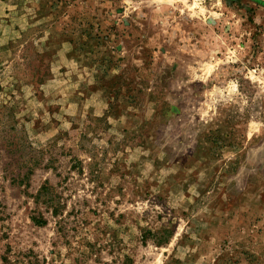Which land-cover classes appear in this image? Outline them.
<instances>
[{
  "label": "rangeland",
  "instance_id": "1",
  "mask_svg": "<svg viewBox=\"0 0 264 264\" xmlns=\"http://www.w3.org/2000/svg\"><path fill=\"white\" fill-rule=\"evenodd\" d=\"M0 264H264V0H0Z\"/></svg>",
  "mask_w": 264,
  "mask_h": 264
},
{
  "label": "trees",
  "instance_id": "2",
  "mask_svg": "<svg viewBox=\"0 0 264 264\" xmlns=\"http://www.w3.org/2000/svg\"><path fill=\"white\" fill-rule=\"evenodd\" d=\"M37 223H39V224H43L44 222L43 221H41V220H36V219H34ZM167 233H170V231H167Z\"/></svg>",
  "mask_w": 264,
  "mask_h": 264
}]
</instances>
